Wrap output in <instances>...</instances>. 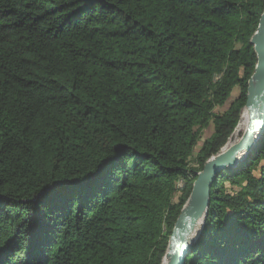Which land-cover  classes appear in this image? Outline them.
Listing matches in <instances>:
<instances>
[{"label": "trees", "instance_id": "obj_1", "mask_svg": "<svg viewBox=\"0 0 264 264\" xmlns=\"http://www.w3.org/2000/svg\"><path fill=\"white\" fill-rule=\"evenodd\" d=\"M263 11L0 0V264H162L197 171L243 113ZM183 264H264V129L213 181Z\"/></svg>", "mask_w": 264, "mask_h": 264}, {"label": "water", "instance_id": "obj_2", "mask_svg": "<svg viewBox=\"0 0 264 264\" xmlns=\"http://www.w3.org/2000/svg\"><path fill=\"white\" fill-rule=\"evenodd\" d=\"M256 62L247 81L246 124L239 138L215 154L210 155L192 181L191 190L173 224L162 258L166 264H183L190 246L200 234L207 215L210 188L218 174L234 170L256 145L264 129V11L260 14L257 27L249 38ZM241 110V111H242ZM237 125V124H236ZM227 138L226 143L232 138ZM225 143V144H226ZM224 144V145H225Z\"/></svg>", "mask_w": 264, "mask_h": 264}, {"label": "rangeland", "instance_id": "obj_3", "mask_svg": "<svg viewBox=\"0 0 264 264\" xmlns=\"http://www.w3.org/2000/svg\"><path fill=\"white\" fill-rule=\"evenodd\" d=\"M237 95H238V88L235 87V88L232 90L231 95H230L229 99L227 100V102H226L223 106H221V107H216L215 110H214V112H215V113H221V112H223V111L229 106L230 102H231V101H232ZM212 131H213V125H212V123L210 122V124H209L205 129H203V131H202V133H201L200 140L197 142V144H196V146H195V148H194L193 155H192V159L194 158L195 153L198 151V149H199V147H200L202 141H203L205 138L209 137V135L212 133ZM240 134H241V133H240ZM240 134L238 135V138H239ZM238 138H237V139H238ZM228 142H229V141H228ZM227 144H228V143H227ZM222 150H223V149H222ZM192 159L190 160V166H192V163L194 162V161H192ZM173 200H174V201H177V197H174ZM162 263H163V262H162Z\"/></svg>", "mask_w": 264, "mask_h": 264}, {"label": "bare ground", "instance_id": "obj_4", "mask_svg": "<svg viewBox=\"0 0 264 264\" xmlns=\"http://www.w3.org/2000/svg\"><path fill=\"white\" fill-rule=\"evenodd\" d=\"M242 112L243 113H242V115L240 117L238 125H236V128H235V130H234V132L232 134V138L229 140V142H227L228 144L223 146V148H222L223 150L229 145V143H231L232 141H235L238 138V135L240 133H242V131H243V129L245 127V124H246V111L243 109ZM162 261H163L162 264H166V261H165L164 258H162Z\"/></svg>", "mask_w": 264, "mask_h": 264}, {"label": "built area", "instance_id": "obj_5", "mask_svg": "<svg viewBox=\"0 0 264 264\" xmlns=\"http://www.w3.org/2000/svg\"><path fill=\"white\" fill-rule=\"evenodd\" d=\"M197 166H198V164L193 162L191 167L195 168ZM187 176H188V178H190L192 176V172L188 171ZM184 185H185L184 179L182 177L178 178V180L176 181V189L178 190V192H180L184 188Z\"/></svg>", "mask_w": 264, "mask_h": 264}]
</instances>
